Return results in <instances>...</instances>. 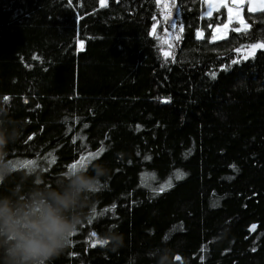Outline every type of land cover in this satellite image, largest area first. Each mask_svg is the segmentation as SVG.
<instances>
[{"label":"trees","instance_id":"obj_1","mask_svg":"<svg viewBox=\"0 0 264 264\" xmlns=\"http://www.w3.org/2000/svg\"><path fill=\"white\" fill-rule=\"evenodd\" d=\"M203 12V0H0V111L21 131L8 158L51 183L103 147L89 174L109 169L50 264H154L163 247L175 264H264V49L244 59L264 12L244 8L248 32L217 41L226 11ZM107 233L122 245L91 246Z\"/></svg>","mask_w":264,"mask_h":264},{"label":"clouds","instance_id":"obj_2","mask_svg":"<svg viewBox=\"0 0 264 264\" xmlns=\"http://www.w3.org/2000/svg\"><path fill=\"white\" fill-rule=\"evenodd\" d=\"M20 136L17 124L0 111V264H50L72 243L109 169L96 163L89 174L88 167L78 166L49 183L36 165L21 167L8 158L9 146ZM103 239L113 250L122 245L116 233H107ZM176 255L168 247L148 254L154 264H175Z\"/></svg>","mask_w":264,"mask_h":264},{"label":"snow or ice","instance_id":"obj_3","mask_svg":"<svg viewBox=\"0 0 264 264\" xmlns=\"http://www.w3.org/2000/svg\"><path fill=\"white\" fill-rule=\"evenodd\" d=\"M160 0H157V3H159ZM174 2V0H173ZM245 0H231V6L227 3V0H217V6H223V7H227L229 9V16H230V23L233 19V14H235V20L241 25V27L234 29L235 31H239V32H244L247 33L250 26L244 21L243 17L241 16V9L244 5ZM105 0H101V4L102 6L104 5ZM248 11L249 12H256V11H261L264 12V0H248ZM211 7V4H210ZM173 28L176 27V25H172ZM223 27L225 29H227L229 27V24H224ZM182 31V28H181ZM179 37H177L178 39ZM260 49H264V42H257V43H253L251 45H249L246 49L247 51V55L244 57V59H248L250 57L255 56V53L257 50ZM165 57L167 58V56L169 55V53H165L164 54ZM233 63H238V61H233ZM212 78H215V73L212 74ZM5 102H7L9 100V97H4L3 98ZM167 102V101H164ZM31 139V137L29 138ZM75 142V141H73ZM104 151V148L101 147V149L99 150V152L97 153H91L88 156H82L80 157L79 160H77L75 163L71 164L68 169H75L78 166L81 168H86L89 167V165L91 164L92 161L96 160L97 157L100 155V153H102ZM52 155V154H49ZM21 167H28L31 165H36V161L35 160H26V161H17ZM51 163H55V157L53 156ZM182 178V173H177L176 174V179H181ZM166 187H171V182H169V184L167 186H161L158 190H156L155 194H159L162 193L166 190ZM115 205L112 206L111 209H106L105 211H109V210H114ZM101 215H103V213H101ZM92 220H89V223H91ZM256 226L253 225L250 228V231H255ZM92 237H96L97 233L92 232L91 233ZM100 244L101 246L108 244L109 242L107 240H95L92 243V247H95L96 245ZM181 258L179 256L174 257V260H180Z\"/></svg>","mask_w":264,"mask_h":264},{"label":"rangeland","instance_id":"obj_4","mask_svg":"<svg viewBox=\"0 0 264 264\" xmlns=\"http://www.w3.org/2000/svg\"><path fill=\"white\" fill-rule=\"evenodd\" d=\"M203 2H204L203 16L209 17L214 11H217L221 8H224L226 11V22L224 24H229V27L227 29H225L223 27L224 24L214 27L212 30L211 41H217V40L224 39V38H226V36L230 30H234L236 28L241 27V25L234 18L235 14H233V19L230 23L229 9L227 7H223V6L218 7L217 6V0H203ZM227 3L231 6L230 0H227ZM210 4H211V7H210ZM243 7L246 9V11H248V7H249L248 0H245V4L243 5ZM243 7L241 9V16L242 17H243V9H244ZM155 27H156V25L153 26L152 31H154ZM197 38H201L200 33L197 34ZM78 46L80 47L81 44H78Z\"/></svg>","mask_w":264,"mask_h":264},{"label":"bare ground","instance_id":"obj_5","mask_svg":"<svg viewBox=\"0 0 264 264\" xmlns=\"http://www.w3.org/2000/svg\"><path fill=\"white\" fill-rule=\"evenodd\" d=\"M230 3H231V0H230ZM244 4H245V2H244Z\"/></svg>","mask_w":264,"mask_h":264}]
</instances>
